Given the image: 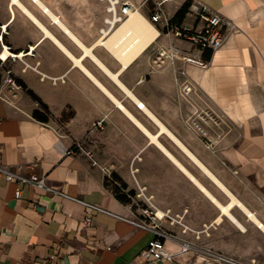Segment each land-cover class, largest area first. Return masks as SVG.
<instances>
[{
  "label": "crops",
  "instance_id": "obj_1",
  "mask_svg": "<svg viewBox=\"0 0 264 264\" xmlns=\"http://www.w3.org/2000/svg\"><path fill=\"white\" fill-rule=\"evenodd\" d=\"M185 5L175 23L200 28L191 11L204 6L228 24L221 48L199 52L155 23L125 63L109 42L129 18L112 26L108 0H0V53L20 55L0 67V163L106 211L0 177V264H175L143 259L154 235L124 220L149 206L170 252L182 240L264 264V0H171L163 12ZM160 49L177 59L158 63ZM205 114L218 123L204 122L211 148L188 128Z\"/></svg>",
  "mask_w": 264,
  "mask_h": 264
},
{
  "label": "built area",
  "instance_id": "obj_2",
  "mask_svg": "<svg viewBox=\"0 0 264 264\" xmlns=\"http://www.w3.org/2000/svg\"><path fill=\"white\" fill-rule=\"evenodd\" d=\"M110 3L109 10L113 16V23H124L128 20L129 14L131 12H136L140 7H135L129 2H120L119 0H108ZM150 1L154 5V12L150 15L148 22L150 24L162 23L164 28L168 33H172L176 38L181 39L189 43L194 49L199 52L208 50L210 52H215L224 43L225 40V31L228 24L223 21L217 14L210 12L206 7L200 6L199 9L196 7L192 9V12L197 13V16L202 21L203 25L200 28H193L186 25H175L170 22V20L165 16L163 12V6L169 3L171 0H145ZM119 7V12L117 13L115 7ZM142 6V5H141ZM5 33V26L0 27V42L2 34ZM7 50V47L2 46V53H0V67L2 63L8 58H3V52ZM11 59L20 58V55L10 54ZM158 63H162L164 60L173 61L176 60V53L173 50L160 49L157 54ZM183 60L186 63L194 64L199 67L204 66V62L201 60H195L191 57H184ZM8 75L9 72H6ZM5 81L14 89L20 88L16 82L7 78ZM192 92V86L190 84H184L181 87V94L187 96ZM142 104L136 103L138 109H142ZM210 122L213 126L217 127L218 123L208 114H205L204 117L196 116L190 119L188 123V128L198 136L201 142L207 147L211 148L214 144L217 143V138L213 141L209 139L208 131L204 122ZM97 128L102 127L101 122L96 124ZM75 148L79 147L78 143H75ZM73 151L69 150L68 155L72 154ZM1 157V150H0ZM0 177H2L7 183H13L16 185H29L36 189H40L46 192H50L56 196H59L64 199H69L75 202H78L89 209L106 212L96 206L84 204L78 199L71 198L65 195L59 189H53L49 187L46 183L44 177H38L36 175L24 176L20 173H17L11 170L9 167L2 165L0 163ZM21 195V190L17 189L15 191V199H19ZM153 206H149L146 210L143 211V214L146 218L144 221H132L129 219H124L125 221L131 223L135 228L140 230H145L153 233L154 239L149 242L145 250L141 253V257L145 260L152 259V261L158 263L163 261L172 262L175 264H245L237 259L213 251L210 248H199L192 245L190 242L178 240L179 249L176 252H170L166 249L165 244L167 241H174L175 239L171 238L166 232L160 229L159 219L161 216L158 213H153L151 209ZM84 225L88 227L91 223V217L88 216L83 221ZM133 264V263H130Z\"/></svg>",
  "mask_w": 264,
  "mask_h": 264
},
{
  "label": "bare ground",
  "instance_id": "obj_3",
  "mask_svg": "<svg viewBox=\"0 0 264 264\" xmlns=\"http://www.w3.org/2000/svg\"><path fill=\"white\" fill-rule=\"evenodd\" d=\"M157 35L155 28L136 11L129 14V20L117 29L109 44L117 45L115 53L120 58H124V62L127 63L145 49ZM4 52L2 54L3 58L10 57L6 50ZM151 139L155 141V138L151 137ZM233 203H235L234 200L227 207H221L222 211L228 214V208H230ZM252 219L258 224L253 217Z\"/></svg>",
  "mask_w": 264,
  "mask_h": 264
},
{
  "label": "trees",
  "instance_id": "obj_4",
  "mask_svg": "<svg viewBox=\"0 0 264 264\" xmlns=\"http://www.w3.org/2000/svg\"><path fill=\"white\" fill-rule=\"evenodd\" d=\"M186 12H187V6L185 5L175 14V16L173 17L172 20H170V22L172 24H175V25H180L179 23H175V20L176 19L180 20L181 18H183V16L185 15ZM34 115H35V117L39 118L40 120L46 121V117L38 116L37 113H35Z\"/></svg>",
  "mask_w": 264,
  "mask_h": 264
},
{
  "label": "rangeland",
  "instance_id": "obj_5",
  "mask_svg": "<svg viewBox=\"0 0 264 264\" xmlns=\"http://www.w3.org/2000/svg\"><path fill=\"white\" fill-rule=\"evenodd\" d=\"M191 8V7H190ZM192 12V11H191ZM9 85V84H8ZM10 86V85H9Z\"/></svg>",
  "mask_w": 264,
  "mask_h": 264
}]
</instances>
